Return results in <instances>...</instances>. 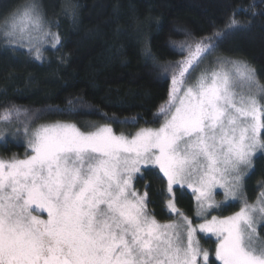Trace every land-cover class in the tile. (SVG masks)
<instances>
[{"label": "snow or ice", "instance_id": "6c2138e0", "mask_svg": "<svg viewBox=\"0 0 264 264\" xmlns=\"http://www.w3.org/2000/svg\"><path fill=\"white\" fill-rule=\"evenodd\" d=\"M78 9L75 0H64L61 15L75 22ZM59 27L46 18L41 0H24L0 13V44L41 61L46 46H62L53 31ZM245 27L233 12L210 35L184 31L183 40L171 41L182 58L159 65L171 86L153 113L158 127L117 134L111 123L86 130L70 121L38 123L51 109H0V143L9 136L26 141L23 158L0 157V264H210L198 232L216 238L219 264H264V181L251 203L245 190L254 157L264 153V84L248 63L226 56L193 80L223 41ZM144 51L156 62L149 47ZM72 108L70 100L69 113ZM149 170L166 179L157 194L168 222L149 210L151 186L142 193L134 187ZM176 186L191 189L202 222L177 207ZM229 201L239 202V210L209 219Z\"/></svg>", "mask_w": 264, "mask_h": 264}, {"label": "trees", "instance_id": "16d2710c", "mask_svg": "<svg viewBox=\"0 0 264 264\" xmlns=\"http://www.w3.org/2000/svg\"><path fill=\"white\" fill-rule=\"evenodd\" d=\"M24 0H0V13ZM79 5L75 22L63 18L64 0H41L48 20H59L57 29L62 46L48 49L37 61L25 49L10 51L0 44V109L21 106L29 112L52 113L39 122L71 121L86 128L92 124L111 123L116 131L133 133L140 127L156 126L153 113L168 98L171 79L159 65L180 60L171 41L184 39V31L195 37L210 35L221 28L235 12L245 28L230 34L217 54L241 59L256 70L264 84V0H75ZM257 15L253 18L251 12ZM149 47L152 58L145 55ZM74 108L68 111V102ZM64 110L65 114L56 112ZM137 118L138 123H114ZM147 122V123H146ZM26 144L8 138L0 143V156L23 157ZM264 181V153L256 156L254 170L247 177L245 190L249 200L259 192ZM145 191L150 185L149 210L159 221L171 219L157 194L166 188V179L158 170H149L135 180ZM177 207L186 215L195 214V198L186 188H175ZM223 216L240 207L232 202ZM226 212V213H225ZM213 213H218L213 211ZM264 235V233H261ZM215 260L216 239L201 236Z\"/></svg>", "mask_w": 264, "mask_h": 264}, {"label": "rangeland", "instance_id": "374dc122", "mask_svg": "<svg viewBox=\"0 0 264 264\" xmlns=\"http://www.w3.org/2000/svg\"><path fill=\"white\" fill-rule=\"evenodd\" d=\"M47 18V17H46ZM48 19V18H47ZM53 31H57V29H53ZM48 49H52L51 47H45L43 50H42V56H43V58L46 56V51L48 50ZM217 56H226V55H221V54H217V53H214L212 56H209L204 62H203V64H201V66H200V69H198L197 70V72L196 73H194V75H193V80L195 79V76H197V75H199V72L201 71V70H203V69H205V68H208V67H211L212 66V64H213V61L216 59V57ZM226 57H229V56H226ZM229 58H231V59H236V58H232V57H229ZM238 60H241V59H238ZM241 61H243V60H241ZM245 62V61H244ZM250 65V64H249ZM251 66V65H250ZM252 67V66H251ZM254 68V67H253ZM257 79H258V77H257ZM259 80V79H258ZM260 81V80H259ZM260 83L261 84H263L261 81H260ZM61 121H63V120H61ZM49 122H54V121H49ZM71 122V121H70ZM38 123H44V122H39L38 121ZM74 123V122H73ZM76 124V123H75ZM77 126L78 127H80L82 130H86V129H88L89 128V126L90 125H88V127H86V128H83V127H81V126H79L78 124H77ZM159 126V124L158 125H156V126H149V127H158ZM113 127V126H112ZM114 129V128H113ZM138 130V129H137ZM136 130V131H137ZM114 131L117 133V134H119V133H121V132H119V131H116L115 129H114ZM135 132V131H134ZM133 132V133H134ZM124 133V132H123ZM125 134H127V133H125ZM130 134H132V133H130ZM8 138H14V140H22L25 144H26V141L24 140V138L22 137V136H20V137H11V136H9V137H7V139ZM260 154V152H258L257 154H256V156L257 155H259ZM13 156V155H12ZM256 156L254 157V161H255V158H256ZM0 157H2V156H0ZM9 157H11V156H9ZM9 157H3V158H5V159H7V158H9ZM20 157V156H19ZM20 158H23V157H20ZM247 179V178H246ZM135 182V181H134ZM134 187L136 188V186H135V183H134ZM176 187H178V186H176ZM186 189H188V188H186ZM136 190L137 191H139V192H144V191H141V190H139V189H137L136 188ZM188 190H190L191 191V189H188ZM192 192V191H191ZM217 192H218V195L216 196V199L218 200V201H221V200H223L224 199V197H223V193H222V191H220L219 189L217 190ZM247 193V192H246ZM258 195V194H257ZM247 197H248V195H247ZM256 199V198H255ZM254 199V200H255ZM253 199L252 200H249V202L251 203V202H253L254 201ZM233 201H229L228 202V204L229 203H232ZM239 203V202H238ZM240 204V203H239ZM240 208V207H239ZM223 209L224 208H222V209H218V210H214V211H217L218 213H213L212 214V212L210 213V215H209V219L211 218V215H216V216H223L224 214H222L224 211H223ZM239 210V209H238ZM237 210V211H238ZM236 212V211H235ZM234 212V213H235ZM226 213V212H225ZM40 215H41V218H43V219H46L47 218V213L46 212H42V213H39ZM233 214V213H232ZM231 215V214H230ZM190 218H192L193 220H194V223H200V222H202L201 220H198V219H196L195 218V214H194V216L193 217H191V216H189ZM169 221V220H168ZM168 221H161V222H168ZM258 231H260V228L258 227ZM201 236L203 237V236H205V237H212V238H214V239H216L214 236H211L210 234H204V233H197V238L200 240V243H201V246H202V248H204V249H207L208 251H209V253H210V255H209V258H210V256H211V252H210V249L208 248V247H205L204 246V244H203V242H202V240H201Z\"/></svg>", "mask_w": 264, "mask_h": 264}]
</instances>
